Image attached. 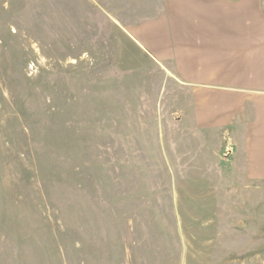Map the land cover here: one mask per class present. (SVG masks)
<instances>
[{
    "label": "rangeland",
    "instance_id": "rangeland-1",
    "mask_svg": "<svg viewBox=\"0 0 264 264\" xmlns=\"http://www.w3.org/2000/svg\"><path fill=\"white\" fill-rule=\"evenodd\" d=\"M164 2L0 0V264H264V180L149 55Z\"/></svg>",
    "mask_w": 264,
    "mask_h": 264
},
{
    "label": "crops",
    "instance_id": "crops-1",
    "mask_svg": "<svg viewBox=\"0 0 264 264\" xmlns=\"http://www.w3.org/2000/svg\"><path fill=\"white\" fill-rule=\"evenodd\" d=\"M164 3L173 43L149 55L171 61L184 123L221 139L241 179L264 180V0Z\"/></svg>",
    "mask_w": 264,
    "mask_h": 264
}]
</instances>
